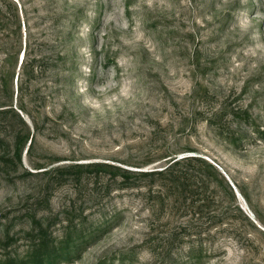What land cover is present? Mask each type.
<instances>
[{
	"label": "rangeland",
	"instance_id": "obj_1",
	"mask_svg": "<svg viewBox=\"0 0 264 264\" xmlns=\"http://www.w3.org/2000/svg\"><path fill=\"white\" fill-rule=\"evenodd\" d=\"M9 263L264 264V0H0Z\"/></svg>",
	"mask_w": 264,
	"mask_h": 264
},
{
	"label": "trees",
	"instance_id": "obj_2",
	"mask_svg": "<svg viewBox=\"0 0 264 264\" xmlns=\"http://www.w3.org/2000/svg\"><path fill=\"white\" fill-rule=\"evenodd\" d=\"M12 49H15V47H14V44L12 45ZM13 54V53H12ZM25 54H26V50H25ZM25 56H27V54L25 55ZM24 65V59H23V61H22V64H21V66H23ZM18 159H19V161L21 160L20 159V155L18 156ZM184 160H188V161H191V160H193L192 158H182V159H177V160H174L171 164H169V166L166 168V169H172V168H174V167H176L177 165H179L181 162H183ZM165 169V170H166ZM42 251H39L38 253H36V256H35V262L36 263H38L41 259H42V257H43V254L41 253ZM46 255H49L50 256V254H46ZM9 264H11V263H9Z\"/></svg>",
	"mask_w": 264,
	"mask_h": 264
},
{
	"label": "water",
	"instance_id": "obj_3",
	"mask_svg": "<svg viewBox=\"0 0 264 264\" xmlns=\"http://www.w3.org/2000/svg\"><path fill=\"white\" fill-rule=\"evenodd\" d=\"M20 64H21V62H20Z\"/></svg>",
	"mask_w": 264,
	"mask_h": 264
}]
</instances>
